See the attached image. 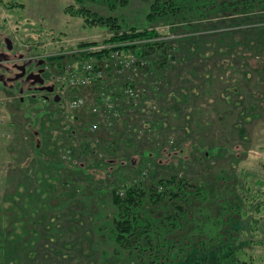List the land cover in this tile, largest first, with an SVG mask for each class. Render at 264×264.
I'll list each match as a JSON object with an SVG mask.
<instances>
[{
    "label": "rangeland",
    "instance_id": "374dc122",
    "mask_svg": "<svg viewBox=\"0 0 264 264\" xmlns=\"http://www.w3.org/2000/svg\"><path fill=\"white\" fill-rule=\"evenodd\" d=\"M154 1L113 7L103 0H0V31L15 46L11 58L66 56L60 72L56 63H44L48 85L56 84V72L64 76L77 63L73 46L102 42L113 32L86 22L76 9L117 17L124 30L156 29L169 44L166 64L151 72L161 86L156 93L145 84L151 65L145 56L135 55L132 64L114 61L119 75L112 81L131 88L136 70L144 71L137 77L143 85L137 97L119 95L115 114L145 108L138 113L145 121L122 115L111 123L112 113L99 101V89L109 90V75L100 79L105 85L82 86L88 90L81 91L87 111L69 128L76 139L74 159L85 170L70 169L63 159L69 136L53 109L62 98L54 102L56 92L27 80L0 83V225L9 237L22 235L15 251L0 252V264H195L198 250L216 264L213 250L222 242L238 244L236 264H264V0L228 12L218 9L222 0H201L176 17L154 15ZM94 104H100L96 113L89 110ZM151 124L156 130L147 135L144 128ZM91 126L97 129L86 130ZM216 146L220 154L204 155ZM113 159L124 165L113 171ZM175 162L178 176L193 184L199 198L183 205L184 215L150 200L146 211L159 221L165 240L158 243V234L149 230L153 243L136 235L130 245L120 244L112 228L118 211L114 189L124 192V185L138 182L154 189L149 184L170 176L169 163ZM235 220L240 230L231 228Z\"/></svg>",
    "mask_w": 264,
    "mask_h": 264
},
{
    "label": "trees",
    "instance_id": "16d2710c",
    "mask_svg": "<svg viewBox=\"0 0 264 264\" xmlns=\"http://www.w3.org/2000/svg\"><path fill=\"white\" fill-rule=\"evenodd\" d=\"M105 1L108 5L117 7L119 2L125 3L128 0H103ZM255 1L253 0H231L230 2L222 0L219 3L218 9L222 12H228V11H238V10H244V9H251L254 5ZM195 4L200 5L201 0H155L151 7L154 11V15H161V17H169V16H178V15H185L188 9H192V6ZM207 9H204V11ZM75 14L82 16L86 22L88 23H96L100 25H106L109 26L110 29H112V34L105 38L102 42L100 41H85L81 42L80 44L73 46L76 56H77V62L78 66H81V63L87 62L91 64V68H85L83 70L85 77H91L93 85H99L103 84L105 85V81L100 80L103 76L109 75L110 80L109 83L106 85V87L109 90H106L105 88H100L99 90L103 91L99 95V101H103L102 105H105V98L110 97V101L108 102L105 107L109 110L111 115V123L115 124V120L119 119V117L128 118L132 116H136L138 118H141L143 120V117L141 114L145 108H142V111L140 110L141 108H134L132 113H130L128 110H123L120 112L119 115L115 114L114 111H116L117 108V102L116 100L118 99L119 95L121 97L127 99V96L133 100L136 97H132L129 95L127 92L126 88L131 87L130 85H127L125 82H118V79H114L112 81V78L116 77L119 75L118 72H116L114 61L117 59V62H119V59L121 58V61H124L129 55L133 57L135 61V55L137 56H145L146 59L150 62L151 65L147 68L148 71H146V74H148V82L145 83L146 85L148 84L150 88V92L152 91L153 93L157 92V88L160 87V82L154 79V76L152 75L151 72H157L155 68L160 69V67L164 64H166V59L167 52L166 48L168 47V43L162 40H159V31L156 29H150V28H139L137 26H130L127 29H123L122 24L119 22L120 20L117 17H103V16H98L94 14V12L90 11L89 9L83 7L81 9H76L74 11ZM104 43V44H102ZM102 45H111L108 47L101 46ZM92 46H101L99 48L95 49H90V50H85L87 47H92ZM129 52L133 53L130 54ZM165 52V53H164ZM125 53V54H124ZM164 53V54H163ZM127 54V56H126ZM154 54H156L157 59H156V64H152V56L155 59ZM121 56V57H120ZM124 56V57H122ZM126 56V57H125ZM135 56V57H134ZM66 56H48L46 58H42L44 63L47 61L51 63H56L55 65V70L59 71L62 69L61 67L62 64L64 63L63 60H65ZM34 61H37V59ZM133 61V63H134ZM37 62H41L38 60ZM50 63V64H51ZM132 64V63H131ZM149 64V63H148ZM44 65V64H43ZM156 66V67H154ZM81 68V67H80ZM65 71V70H64ZM48 72V70H47ZM58 72L55 74L57 75ZM144 71L142 72L141 68H138L136 72L134 73V82H133V88L135 92H138V88L140 89L141 85L137 84V77L139 74H143ZM99 74V77L97 76ZM103 79V78H102ZM102 81V82H101ZM120 84L118 86V89L116 86L113 84ZM144 84V83H143ZM123 86H126L125 89H123ZM114 87V88H113ZM137 88V89H136ZM87 93L88 90L82 89V86L74 85V86H69L66 88L65 95L62 96L61 94H54V102L60 101V98H62V102L59 104L57 107H53L54 111L56 112V115L59 117L58 119V127L59 128H64L67 129L68 131V136L70 137H75L74 135H71L69 124L74 122L76 119L81 117L82 111H87L86 106L81 107V108H72L68 109L64 105V100H72L73 98H78V97H84L83 93ZM125 91V92H124ZM54 91L50 93H54ZM83 95H82V94ZM114 93V94H111ZM67 100H66V99ZM85 98V97H84ZM48 98L46 97L45 100ZM86 98H85V105H86ZM100 105V104H99ZM254 106V105H251ZM92 106L89 107V110L91 109ZM150 110V108H148ZM152 110H154L151 107ZM151 111V110H150ZM149 111V112H150ZM155 111V110H154ZM93 112V111H92ZM45 112L43 113V115ZM117 115V116H116ZM140 115V116H139ZM65 121V123L63 122ZM145 121V120H143ZM114 122V123H113ZM142 123V122H141ZM97 126V124H96ZM93 126L89 128H86V130H95L97 128H92ZM126 127V126H125ZM132 127L135 129H138V127L135 126H128ZM131 130V128H130ZM156 130V127L151 124V126H146L144 128V131H146L147 135L152 134ZM75 132V130H72ZM140 135V134H139ZM68 138V143L69 145H66L64 148V158H62L66 161L68 160L67 164H69L70 169H75L74 166H78L81 168V170H85V166L83 162H77L74 158L75 153H76V148H75V140L74 138ZM141 137V136H140ZM122 139L120 141L122 142ZM132 140V139H131ZM127 144V140H124ZM115 143H118V141H114ZM120 142V143H121ZM119 143L116 145L118 146ZM114 146V145H113ZM224 149V148H223ZM222 150V147L216 146L211 148L210 150H207L204 152V155L207 156H212L215 153L220 154ZM229 151V150H227ZM206 152L208 154H206ZM63 155V154H62ZM118 158V157H116ZM115 158V159H116ZM113 159L111 160L112 163H109V165H114L113 166V171L119 167H122L123 162L117 163V161ZM63 161V160H62ZM65 161H63L65 163ZM172 162V161H170ZM125 163V162H124ZM178 163H173L170 164L169 166L171 167V170L173 171L170 176H164L160 177L157 179L155 182L149 184L152 185L154 189L146 188L143 182H138L134 183L132 185L126 184L124 185L125 191L121 192V190H116L118 188H115L113 191V200L115 204L118 207V211L116 214V217L113 219V225L112 228L114 229V232H116V239L119 241L120 244L122 245H130L131 239L133 236H144L149 243L152 242V235H150V232L154 231L157 235V240H159L158 243H161L162 238L164 239V234L161 232V227L158 224L159 221L156 218H153L152 215L149 213V211H146V206L147 203L150 202V200L155 204L156 207L159 208H167L172 210V207L178 208L180 210V214L184 215V204H192L195 199H198V194L197 192H194L193 189V184L189 183L186 181V178L184 177H179L178 173L175 170L176 166ZM52 168H56L51 164ZM65 166V164H64ZM58 170V168H57ZM77 176V175H76ZM58 177L57 172L53 173L52 178L56 179ZM69 182V181H68ZM200 189V194L204 193V189L202 187ZM102 192H105L102 191ZM124 194V195H123ZM154 211V210H152ZM167 210L165 216H167ZM171 219H176L180 217H174L170 215ZM183 217V216H182ZM172 225H177V223L171 222ZM232 229L240 230L241 225L238 221H234L231 224ZM166 227V226H164ZM14 233V232H13ZM24 233H27L26 230H24ZM18 235L21 237L22 235L14 233L13 236L9 237V234L4 228L0 225V252L1 255L5 253H11L12 251H15L18 247L17 241L20 239L18 238ZM13 238V239H12ZM229 239V238H228ZM165 240V239H164ZM163 243V242H162ZM238 244H235L234 242L232 244H226L224 242L219 243L217 248H215L213 251H216L217 253V263L216 264H236L237 257L235 256L237 250L236 246ZM199 254V259L195 264H209V254L206 255L207 253H201L198 250ZM0 255V256H1ZM170 264V263H168ZM187 264V263H184Z\"/></svg>",
    "mask_w": 264,
    "mask_h": 264
},
{
    "label": "flooded vegetation",
    "instance_id": "af4514ba",
    "mask_svg": "<svg viewBox=\"0 0 264 264\" xmlns=\"http://www.w3.org/2000/svg\"><path fill=\"white\" fill-rule=\"evenodd\" d=\"M14 43L12 39L8 36H5V33L0 31V83L5 84L6 79L12 81H21L27 80L34 83V79H41L45 76V70L43 68L44 62H37L34 59L30 58L28 60L23 61L22 56L19 58H11L10 54L14 50ZM5 48V49H4ZM13 55H17L16 51L13 52ZM12 61V66L4 64L5 61ZM19 60V61H18ZM31 66H35L36 68L31 69ZM25 67V68H24ZM41 70V73H40ZM25 71V74L21 76V74ZM31 73L32 79H26V76ZM40 74V75H38ZM16 79V80H15ZM45 80V79H44ZM44 85L48 88H52L53 86H49L46 81ZM42 86V85H41ZM52 92L53 90H48Z\"/></svg>",
    "mask_w": 264,
    "mask_h": 264
},
{
    "label": "built area",
    "instance_id": "2783aa9c",
    "mask_svg": "<svg viewBox=\"0 0 264 264\" xmlns=\"http://www.w3.org/2000/svg\"><path fill=\"white\" fill-rule=\"evenodd\" d=\"M99 47H101V46L87 47V48H85V50L95 49V48H99ZM73 51H75V50H73ZM124 61L127 62L128 64H131V63H133L134 59L132 56L129 55L126 59H124ZM80 67L78 66V62H77L74 66L65 70V72L63 74L64 76H57L58 74L54 76L56 78V84H54L52 86H53V88L57 94H61L62 96H64L66 88L69 86H74V85L83 86L86 84L93 85V83H92L93 78L85 77V74L83 72V70L85 68H89V67L91 68V64H89L87 62H83V63H81ZM97 76L99 77V74ZM126 90L130 96L137 97L136 96L137 93L135 92V90L133 88L127 87ZM109 99H110V97L105 98V101H106L105 105L111 100V99L110 100ZM63 103L66 106V108H68V109L69 108L70 109L81 108V107L86 106L85 105V98L82 96L78 97V98H73L71 101L70 100H67V101L64 100ZM99 108H100V106L98 104H94L91 107V109L94 113L98 112Z\"/></svg>",
    "mask_w": 264,
    "mask_h": 264
},
{
    "label": "water",
    "instance_id": "95a60500",
    "mask_svg": "<svg viewBox=\"0 0 264 264\" xmlns=\"http://www.w3.org/2000/svg\"><path fill=\"white\" fill-rule=\"evenodd\" d=\"M40 73H41V70H40ZM24 74H25V71L21 74V76H23ZM38 75H40V74H38ZM30 78L32 79L31 73L26 76V79L29 80ZM44 82H45L44 78H41L39 80L38 79H34V83H39L40 85H43ZM40 88H41V90H44V89L45 90H53V88H48L47 86H41Z\"/></svg>",
    "mask_w": 264,
    "mask_h": 264
}]
</instances>
